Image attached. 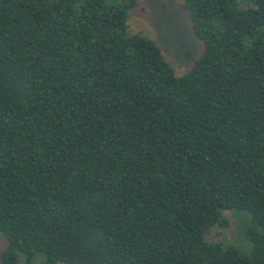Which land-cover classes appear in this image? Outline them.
I'll return each mask as SVG.
<instances>
[{
    "label": "trees",
    "instance_id": "obj_1",
    "mask_svg": "<svg viewBox=\"0 0 264 264\" xmlns=\"http://www.w3.org/2000/svg\"><path fill=\"white\" fill-rule=\"evenodd\" d=\"M182 2L176 76L136 0H0V264H264V0Z\"/></svg>",
    "mask_w": 264,
    "mask_h": 264
},
{
    "label": "rangeland",
    "instance_id": "obj_2",
    "mask_svg": "<svg viewBox=\"0 0 264 264\" xmlns=\"http://www.w3.org/2000/svg\"><path fill=\"white\" fill-rule=\"evenodd\" d=\"M127 24L129 34L147 37L159 47L176 76L188 72L202 55L203 46L193 34L182 0H136ZM222 215L227 225L213 227L205 235L206 242L234 245L248 255L250 244L244 228L249 225V216L236 211H223ZM4 246L0 237V252Z\"/></svg>",
    "mask_w": 264,
    "mask_h": 264
}]
</instances>
